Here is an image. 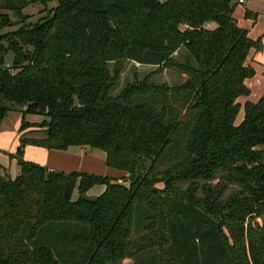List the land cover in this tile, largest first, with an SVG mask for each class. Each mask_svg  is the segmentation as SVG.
<instances>
[{
    "label": "trees",
    "instance_id": "obj_1",
    "mask_svg": "<svg viewBox=\"0 0 264 264\" xmlns=\"http://www.w3.org/2000/svg\"><path fill=\"white\" fill-rule=\"evenodd\" d=\"M51 1L0 0V31L10 12ZM237 3L58 0L0 36V130L22 112L20 173L0 165V264H264V97L236 124L261 41ZM128 61L187 80L146 77L113 95ZM27 145L98 148L125 175L51 170L24 159Z\"/></svg>",
    "mask_w": 264,
    "mask_h": 264
},
{
    "label": "crops",
    "instance_id": "obj_2",
    "mask_svg": "<svg viewBox=\"0 0 264 264\" xmlns=\"http://www.w3.org/2000/svg\"><path fill=\"white\" fill-rule=\"evenodd\" d=\"M234 17L238 25L248 31L251 38L254 40L260 39L261 41V48L252 49L247 59V64L253 66L256 73L253 77L245 80V84L250 89V94L238 98V101L241 103V110L237 116L236 124L239 125L245 117L246 102H258L264 97V0H246L244 3L238 1L235 7ZM20 126L21 119L15 124L14 130L9 128L3 129V127H1L0 130V165L5 167L8 170V174L13 178L20 173L19 164L18 167L14 168L13 172L11 171L12 159L18 161L16 154L22 134L20 132ZM70 148L67 150H50L44 147L27 145L24 149L23 157L27 161L38 163L51 170H59L66 173L73 171L94 174L100 173V169H102V166L105 164L103 160L90 155L89 152L86 151V147L81 146L79 151L75 153H69ZM0 171L1 175L5 172L4 168L0 169ZM124 175L122 171H115V176L113 178H121ZM100 186L98 195L102 194L105 190L104 185ZM94 189L95 186L89 192Z\"/></svg>",
    "mask_w": 264,
    "mask_h": 264
},
{
    "label": "rangeland",
    "instance_id": "obj_3",
    "mask_svg": "<svg viewBox=\"0 0 264 264\" xmlns=\"http://www.w3.org/2000/svg\"><path fill=\"white\" fill-rule=\"evenodd\" d=\"M58 5V0H53L49 2V4L44 5L41 3L31 4L27 6L24 10V14L26 18L18 17L15 13L10 12L11 20L13 24L10 27H7L0 31V36L4 35L7 32L14 31L19 29L20 27L26 25V24H34L39 21L44 20L47 18L51 13L52 9L55 8ZM3 42L5 45H8V40L5 38L3 39ZM176 58L179 61H184V51H181L179 54L176 55ZM7 62L12 63L13 60V54L9 53L6 57ZM120 67V80L119 84L116 88L112 91L113 95H117L121 92V90L130 82H134L137 80H143L146 77H150L151 80L156 84H163L167 83L170 85H178L180 83H183L187 80V76L182 74V72L178 71L177 69H165L162 72H156V67H153L151 65H141L139 63L128 61L124 63L123 65L118 66ZM111 70L115 69V65L113 63L110 64ZM22 119V112L19 110H12L10 111L7 116L5 117L3 121V129L9 128L14 130L15 124ZM45 119L42 115L37 114H29L27 115V120L32 123H40ZM81 146H72L69 149V153H75L79 151ZM84 147V146H82ZM87 152H89L90 155L99 158L100 160L104 161V165L102 166V169H100V175L107 176V177H114L115 171H119L117 169L111 168L107 166L106 164V153L103 150H100L98 148H92L87 146ZM11 171L13 172L15 167H18V161L12 159L11 163ZM1 173V171H0ZM125 174V173H124ZM1 175V174H0ZM120 182H125V180H120ZM186 186V185H185ZM100 185L95 186V189L91 192L87 193L88 197L95 198L98 196V190L100 189ZM230 191L227 192L229 194ZM199 195H202V192L199 191ZM78 197V192L75 191L74 198ZM260 222H264V219L261 218ZM123 264H135L133 258H126L123 262Z\"/></svg>",
    "mask_w": 264,
    "mask_h": 264
},
{
    "label": "built area",
    "instance_id": "obj_4",
    "mask_svg": "<svg viewBox=\"0 0 264 264\" xmlns=\"http://www.w3.org/2000/svg\"><path fill=\"white\" fill-rule=\"evenodd\" d=\"M240 3H244L246 0H238Z\"/></svg>",
    "mask_w": 264,
    "mask_h": 264
}]
</instances>
